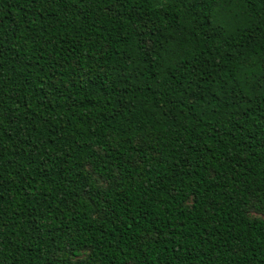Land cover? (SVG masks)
Returning <instances> with one entry per match:
<instances>
[{"label": "trees", "instance_id": "1", "mask_svg": "<svg viewBox=\"0 0 264 264\" xmlns=\"http://www.w3.org/2000/svg\"><path fill=\"white\" fill-rule=\"evenodd\" d=\"M0 264H264V0H0Z\"/></svg>", "mask_w": 264, "mask_h": 264}]
</instances>
